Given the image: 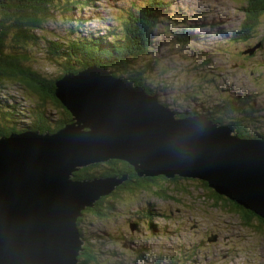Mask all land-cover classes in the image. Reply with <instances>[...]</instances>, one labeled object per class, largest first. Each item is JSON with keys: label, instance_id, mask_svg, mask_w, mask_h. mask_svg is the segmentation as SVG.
Wrapping results in <instances>:
<instances>
[{"label": "rangeland", "instance_id": "1", "mask_svg": "<svg viewBox=\"0 0 264 264\" xmlns=\"http://www.w3.org/2000/svg\"><path fill=\"white\" fill-rule=\"evenodd\" d=\"M133 3H159L163 7L164 14L153 28L154 43L148 48L149 54L138 59L134 71L151 90L160 88V100L177 112L200 110L203 114L213 106L212 115L224 121H241L250 129L251 124L264 126V20L254 33L249 30V40L232 39L235 33V37L239 36L237 31L248 19L247 0H95L94 5L82 9L76 6L65 14V19L60 17L64 8L60 4L52 8L57 17L34 31L35 38L29 37L17 49L28 51L25 65L36 70L38 77L55 79V84L63 75L80 69L76 62L61 64L59 59H53L57 55L54 52L72 46L77 55L73 57L81 61L80 49L85 43L95 36L108 44L106 24L110 29L119 28L123 15L120 7L129 8ZM173 13L177 19H184L186 13L189 18H198L187 24L190 42H178L181 29L177 21L170 23ZM7 36L12 43L13 36ZM260 41V49L250 55L245 53ZM64 66L77 70L66 71ZM155 72L165 75L164 81L157 82ZM0 97V128L11 133L17 132L11 128L22 133L34 131L42 110L52 126L58 120L59 110L50 101L38 100L20 84H2ZM54 133L48 130L44 136ZM95 170L100 172L102 168L97 165ZM170 180L157 182L154 178L150 182L159 185L150 191L119 190V195L107 196L101 207L97 205L101 214L86 210L78 217L77 225L89 242V251L98 255V264H264V227L255 219L244 224L242 215L230 209L231 204L213 199L198 179ZM161 191L166 193H156ZM212 236L216 240L209 242Z\"/></svg>", "mask_w": 264, "mask_h": 264}, {"label": "water", "instance_id": "2", "mask_svg": "<svg viewBox=\"0 0 264 264\" xmlns=\"http://www.w3.org/2000/svg\"><path fill=\"white\" fill-rule=\"evenodd\" d=\"M59 79L55 94L73 123L50 136L0 138V264H81L78 217L128 176H72L112 159L129 163L140 178L204 181L264 219V138L242 137L206 116L178 117L143 85L104 66L86 65Z\"/></svg>", "mask_w": 264, "mask_h": 264}, {"label": "trees", "instance_id": "3", "mask_svg": "<svg viewBox=\"0 0 264 264\" xmlns=\"http://www.w3.org/2000/svg\"><path fill=\"white\" fill-rule=\"evenodd\" d=\"M49 3L53 4L54 6L52 7L51 5H49ZM60 4H64L62 15L60 17L65 19L67 18L65 14L73 8H76V6L78 9H82L84 6L94 5L95 0H0V12L2 13V17H0V84L2 85L8 82L20 84L23 86V89L25 91L31 93V95H33L34 97H37L38 100L42 102L50 101L55 106V108L59 110L58 120H52L55 123V126H52L50 122L46 121L47 118L44 117L45 113L43 112V110L41 112L39 111V115L36 116L38 117V119L41 118L39 119L40 124L35 127L34 131H38L40 133H45L48 130L53 132L57 131L60 127L64 126L68 122H71L72 119L70 113L62 105L60 100L55 96V79L46 78L42 75L38 77L36 75L37 73L35 72L36 70L32 69L30 66L25 65V63L29 59L28 51H19L17 48H19V45L22 46V43H26L29 37L32 38L34 36V31L42 28V26L46 22H48L49 20L52 21L53 18L57 17L53 13L52 8H58V5ZM126 8L128 7H120L123 15L120 16L121 25L119 28L116 27V29H110L109 24H106V28L108 31L104 32L107 39L110 38V41L107 42L108 44L104 43L100 37L92 36V39H89L87 43H85L86 46L80 49V53L83 54L82 56H80L82 58L81 61L76 59L77 55L73 53V50H76L73 49L72 46H64L63 48H66L65 50L62 49L57 50L58 52H54L57 53V55L53 56V59H59L62 62L61 64H71L72 62H76V66L78 67L79 65V68L77 69H82L86 65L92 64L104 66L105 68L110 70L113 75L125 77L133 81L137 85H143L149 94H156L159 97L160 88H158L157 91L151 90L141 77L134 74V71L137 68L136 65L138 64V59L142 57L143 54H149L148 48L151 44L154 43L153 28L157 25L156 23L160 14H164L161 11L163 7L159 3H152L144 6H138L133 3L128 9ZM245 9L248 11V19L241 25L239 31H237L239 36L235 37L237 35L236 33L232 35V39L234 40H249V30L252 29L251 31L254 33L258 29V25L261 27L262 24L260 21L264 20V0H247V6ZM174 13L171 16L172 19L170 23L173 24L177 21L179 29H181V33H178L179 37L177 39H180V41L178 42H190L189 38L191 37V33L187 29V24L197 21L198 18H189L186 13V17L184 15V19H177ZM189 28L192 27L189 25ZM261 32L264 42V28H261ZM7 35L13 36V41H11L12 43H9V37ZM259 35L261 37L260 32ZM13 43L15 47L13 46ZM258 43L263 46L261 41ZM102 46H104L105 48ZM4 48L5 50L3 51ZM260 48L261 47H258V49ZM220 49L222 48L220 47ZM73 56H75L76 58H74ZM64 67L67 69L66 71H68L69 69L74 71L77 70L76 68H69L66 66ZM154 76V79L157 80V82L158 80L164 81L165 77L163 76L165 75L156 74L155 72ZM59 77L60 76H58V78ZM164 89L165 88L161 89V93H163ZM0 99V101H2L1 97ZM160 101L167 105V102H163L162 100ZM40 105L42 106L43 104ZM0 108H2L1 104ZM212 108L213 106H210V111H204L203 114H201L200 110H194L191 112L183 110L177 112V110L175 109L174 111L177 113L178 117H184L191 114L206 116L220 123L234 122L233 119H225L226 121H224L219 117H215L214 115H212V113H215V110H212ZM252 123H255L257 125L256 122ZM251 128V130L248 128L250 130V133L247 136L243 134H240V136L247 138L264 137V126H260L259 124L255 126L251 124ZM10 131L18 132V130H16L15 128H11ZM10 133L11 132L7 131L6 128H0V138L10 135ZM97 165L101 166L102 168L100 172L95 170ZM103 175L118 177L122 175L128 176V179L124 181L118 188H116L115 191L108 197L115 196L116 194H118L119 190L125 188H130L131 190L150 191L152 188H157V186L159 185L157 183H144L143 180L146 179L138 177L134 171V168L129 163L120 160H109L108 162L82 167L78 171H76L72 177L77 180H86ZM163 180L172 181L165 177H163ZM200 183L203 187L207 188L208 191H210L211 197L213 199H216V201L225 204H231L230 209L235 211L239 215L241 214L242 217L245 214L256 216L253 212L244 209L242 206L236 204L228 198L218 195L213 189L209 188L207 183H205L204 181H200ZM164 192L166 193V191L156 193L161 194ZM117 196L115 198H117ZM132 196H135V194H132ZM108 197L102 198L97 205H101L104 199H107ZM112 204L113 202L110 203L111 207H113ZM97 205L94 208L87 209V211H91L95 215L101 214V210L97 208ZM242 222L247 225L249 224L245 220ZM132 223L137 224L135 222ZM79 225L80 224H78V227L81 233V238L84 241L83 250L78 256L79 262L81 264H98V255L96 257L89 251V242L85 240L84 234L81 231L82 227ZM141 257H145V255L142 254Z\"/></svg>", "mask_w": 264, "mask_h": 264}, {"label": "flooded vegetation", "instance_id": "4", "mask_svg": "<svg viewBox=\"0 0 264 264\" xmlns=\"http://www.w3.org/2000/svg\"><path fill=\"white\" fill-rule=\"evenodd\" d=\"M223 123H228V124H230L229 122H223ZM231 124H233V126H234V129H235V132L236 133H238V134H243V135H248L249 133H250V130L248 129V127H246L245 126V124L244 123H242L241 121H234L233 123H231ZM258 131V130H257ZM254 133V132H253ZM252 133V134H253ZM258 138H264V137H258ZM156 178V180H157V182H158V180H163V176H156L155 177ZM154 179V178H153ZM153 179H146L147 181H149V183H151L150 181H152ZM144 182H146L145 180H143ZM103 203V202H102ZM101 203V204H102ZM100 207H101V205H100ZM99 207V209L101 210V208ZM85 212V211H84ZM244 220L246 221V222H249V221H251V220H256L258 223H259V226L261 227V228H263L264 227V219H262V218H260L259 216H253V215H250V214H245L244 216Z\"/></svg>", "mask_w": 264, "mask_h": 264}, {"label": "bare ground", "instance_id": "5", "mask_svg": "<svg viewBox=\"0 0 264 264\" xmlns=\"http://www.w3.org/2000/svg\"><path fill=\"white\" fill-rule=\"evenodd\" d=\"M76 20H78V18L76 19ZM191 49H193V48H191ZM72 122V121H71ZM73 123V122H72ZM231 123V122H230ZM38 132V131H37ZM3 138V137H2Z\"/></svg>", "mask_w": 264, "mask_h": 264}]
</instances>
